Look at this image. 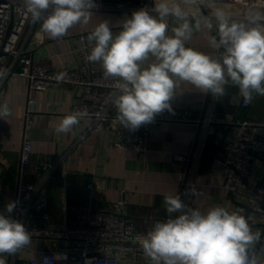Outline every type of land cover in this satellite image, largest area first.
<instances>
[{"label":"crops","instance_id":"1","mask_svg":"<svg viewBox=\"0 0 264 264\" xmlns=\"http://www.w3.org/2000/svg\"><path fill=\"white\" fill-rule=\"evenodd\" d=\"M107 1V0H106ZM263 3L255 10L264 13ZM112 3V1H107ZM127 6L137 7L148 0L125 1ZM153 5V1H152ZM214 7L225 11L232 8L234 14L243 12L238 5L228 6L217 1L205 0L199 6V14L210 15ZM189 11H196L192 6ZM126 16L120 12L93 11L87 25H77L60 40L40 33L39 42L33 38L40 27L32 23L21 41L20 48L31 55L36 63H46L52 72L65 68L76 70L82 63L81 34L87 36L103 20H108L114 32ZM170 26H178L174 19ZM214 32L201 29L187 42L188 47L211 55L216 54L211 45ZM15 72L21 71L20 61L10 60ZM227 95L220 99L205 94L187 83H181L171 108L189 112L191 120L173 119L159 121L152 126V136L144 153L118 150L112 147V133L102 123L82 119L67 133H57L62 118L73 114V107L83 94L80 88L48 87L38 97V114L34 127L25 128L28 104V81L24 78L6 80L0 86V105L7 104L11 115L0 118V203L5 205L16 197L20 182L39 183V173L47 164L49 172L42 188L49 201V223L56 228H74L82 225L80 216L86 211L109 209L121 200L125 202V215L134 223L137 232L147 233L157 220L167 219L164 198L179 193L192 208L207 211L213 206H223L229 211L242 210L250 218L253 231L264 230V206L255 212L243 198L231 194L224 174L226 144L241 135L232 122H264V96H256L251 105L242 107L238 89L228 86ZM158 116L169 117L167 110ZM211 119L208 125V119ZM256 133L264 137V127ZM25 137L32 140V162L22 168L20 153ZM183 157L184 160L179 158ZM191 182L195 194L186 200L183 185ZM264 184V156H257L253 163L251 184ZM33 225L43 226L37 218ZM55 242H33V248H53ZM23 257H38L34 251Z\"/></svg>","mask_w":264,"mask_h":264},{"label":"clouds","instance_id":"2","mask_svg":"<svg viewBox=\"0 0 264 264\" xmlns=\"http://www.w3.org/2000/svg\"><path fill=\"white\" fill-rule=\"evenodd\" d=\"M25 15L40 24V32L54 40L77 25H87L96 0H21ZM205 0H153L126 16L114 32L103 20L88 35L87 60L99 64L106 79L116 82L112 104L116 119L129 131L150 124L165 110L181 83L220 99L227 87L249 104L264 96V13L249 9L234 19L221 7L199 14ZM197 6L196 11H189ZM178 22L171 27L170 20ZM207 29L214 55L187 46L194 31ZM218 37V39H217ZM6 69L0 68V79ZM11 115L0 105V118ZM76 111L62 118L56 132H70L86 118ZM186 194H195L192 189ZM167 219L157 220L138 237L143 254L152 264H264V230L253 231L242 210L213 206L207 211L189 207L181 195L164 198ZM15 202L0 212V257L12 256L31 245V233L12 218ZM0 264H6L0 258Z\"/></svg>","mask_w":264,"mask_h":264},{"label":"built area","instance_id":"3","mask_svg":"<svg viewBox=\"0 0 264 264\" xmlns=\"http://www.w3.org/2000/svg\"><path fill=\"white\" fill-rule=\"evenodd\" d=\"M127 1V0H126ZM132 1V0H128ZM153 0L137 7L127 6L123 0H96L97 7L92 11L120 12L131 14L141 7H151ZM228 5H238L243 12L234 14L232 8L226 12L234 19H243L249 9L255 10L262 5L254 0H210ZM31 19L25 15L21 0H0V68L6 69V75L0 79V86L6 81L15 78H24L28 81V104L25 116L26 131L34 127V121L40 114L38 97L48 87L80 88L83 91L81 100L74 104L73 113L86 111L87 119L102 123L112 133V147L118 150L133 149L144 153L147 142L152 134L153 124L159 121L173 119L189 122L191 114L171 108L167 110L169 117L156 116L150 124L141 126L136 131H129L120 125L116 119V109L112 104V94L116 82L106 79L99 64H92L87 60L90 51L88 36L81 34L82 45L79 49L82 63L76 70L65 68L60 72H52L51 66L46 63H36L31 55L20 48ZM198 31H194L195 34ZM40 27L37 29L34 42H39ZM20 61L21 71L15 72L10 60ZM241 106L247 108L251 105L242 100ZM211 119H208L210 125ZM241 135L226 144L224 174L231 194L240 196L251 206L253 211L260 212L264 206V184H251L253 163L257 156H264V137L256 133L257 128L264 127V122L248 121L245 123L232 122ZM32 140L25 137L21 153L22 168L28 167L32 162ZM184 160L183 157L179 158ZM51 167L45 164L39 173V183L20 182L16 197L9 202H15L11 213L12 218L22 222L31 233L33 242H59V249L43 250L30 246L21 249L17 254L3 258L6 264H152L139 245L138 237L146 235L137 232L133 222L125 215V202L117 201L111 208L95 211H86L80 216L82 225L74 228H56L50 225L49 201L42 188L46 185ZM195 186L191 182L183 185V197L188 200L191 190ZM8 202V203H9ZM7 203V204H8ZM0 203V212H4L6 205ZM243 215H245L242 212ZM41 218L45 225H33L32 221ZM34 251L38 257H23L24 253Z\"/></svg>","mask_w":264,"mask_h":264},{"label":"rangeland","instance_id":"4","mask_svg":"<svg viewBox=\"0 0 264 264\" xmlns=\"http://www.w3.org/2000/svg\"><path fill=\"white\" fill-rule=\"evenodd\" d=\"M46 242V241H45ZM62 247V245L61 244H55L54 246H53V248L52 249H59V248H61ZM49 249V246H46L45 248H43V250H48Z\"/></svg>","mask_w":264,"mask_h":264},{"label":"water","instance_id":"5","mask_svg":"<svg viewBox=\"0 0 264 264\" xmlns=\"http://www.w3.org/2000/svg\"><path fill=\"white\" fill-rule=\"evenodd\" d=\"M107 1H110V0H107ZM112 1V0H111ZM126 0H123V2H125ZM215 34V33H214ZM216 35V34H215ZM217 39H218V37H217Z\"/></svg>","mask_w":264,"mask_h":264}]
</instances>
